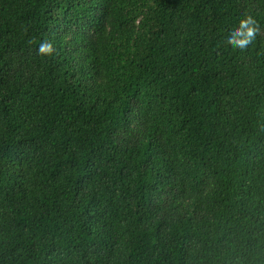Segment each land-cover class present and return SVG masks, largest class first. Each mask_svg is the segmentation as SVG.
I'll return each mask as SVG.
<instances>
[{
  "label": "trees",
  "instance_id": "1",
  "mask_svg": "<svg viewBox=\"0 0 264 264\" xmlns=\"http://www.w3.org/2000/svg\"><path fill=\"white\" fill-rule=\"evenodd\" d=\"M0 264H264V0H0Z\"/></svg>",
  "mask_w": 264,
  "mask_h": 264
},
{
  "label": "clouds",
  "instance_id": "2",
  "mask_svg": "<svg viewBox=\"0 0 264 264\" xmlns=\"http://www.w3.org/2000/svg\"><path fill=\"white\" fill-rule=\"evenodd\" d=\"M259 34V24L251 15H248L241 18L238 24L231 29L226 42L232 48L244 51ZM53 50L54 46L50 41H42L38 47V53L41 55H51Z\"/></svg>",
  "mask_w": 264,
  "mask_h": 264
}]
</instances>
